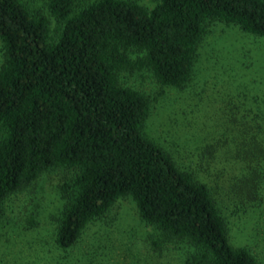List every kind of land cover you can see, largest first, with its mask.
<instances>
[{
  "label": "trees",
  "instance_id": "1",
  "mask_svg": "<svg viewBox=\"0 0 264 264\" xmlns=\"http://www.w3.org/2000/svg\"><path fill=\"white\" fill-rule=\"evenodd\" d=\"M45 7L55 32L23 0H0V205L46 172L72 171L60 187L59 251L129 196L143 221L193 247L185 264H258L231 246L211 188L145 137L149 99L119 86L117 72L149 67L159 84L182 88L209 23L264 37V0H157L151 10L131 0H45ZM131 49L143 57L130 60ZM240 119H231L240 125L231 142L230 158L240 163L229 187L232 213L260 203L263 180V112L250 108Z\"/></svg>",
  "mask_w": 264,
  "mask_h": 264
},
{
  "label": "rangeland",
  "instance_id": "2",
  "mask_svg": "<svg viewBox=\"0 0 264 264\" xmlns=\"http://www.w3.org/2000/svg\"><path fill=\"white\" fill-rule=\"evenodd\" d=\"M23 1L44 14L56 31L45 0ZM131 1L147 10L157 4ZM127 55L133 61L143 57L132 49ZM3 60L0 42V66ZM117 81L149 99L145 137L161 146L178 168L211 188L226 218L231 246L247 249L264 264V160L259 204L232 213L235 197L229 189L240 175V163L230 158L240 125L231 119L242 122L250 108L264 115V37L211 22L197 48L192 77L182 88L159 84L149 67L121 70ZM73 175L67 170L46 172L1 203L0 264H185L193 247L143 221L129 196L89 223L71 249L59 251L54 236L66 202L60 187Z\"/></svg>",
  "mask_w": 264,
  "mask_h": 264
}]
</instances>
